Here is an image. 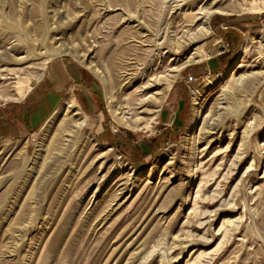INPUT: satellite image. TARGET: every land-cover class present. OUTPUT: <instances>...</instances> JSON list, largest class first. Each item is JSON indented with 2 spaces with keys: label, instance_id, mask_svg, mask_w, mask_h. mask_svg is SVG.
<instances>
[{
  "label": "rangeland",
  "instance_id": "374dc122",
  "mask_svg": "<svg viewBox=\"0 0 264 264\" xmlns=\"http://www.w3.org/2000/svg\"><path fill=\"white\" fill-rule=\"evenodd\" d=\"M0 264H264V0H0Z\"/></svg>",
  "mask_w": 264,
  "mask_h": 264
},
{
  "label": "crops",
  "instance_id": "0c3cea01",
  "mask_svg": "<svg viewBox=\"0 0 264 264\" xmlns=\"http://www.w3.org/2000/svg\"><path fill=\"white\" fill-rule=\"evenodd\" d=\"M89 83V72L76 61L61 59L48 62L43 77L34 84L22 105L21 108L24 107V110H19L16 118L12 120L9 134L14 137L25 136L33 126L41 127L53 114L56 107L55 100H60L62 93L72 92L79 86L88 87ZM47 86H50L48 91ZM27 110H30V113L25 119ZM13 127L16 129L20 127V129L11 131Z\"/></svg>",
  "mask_w": 264,
  "mask_h": 264
},
{
  "label": "bare ground",
  "instance_id": "6f19581e",
  "mask_svg": "<svg viewBox=\"0 0 264 264\" xmlns=\"http://www.w3.org/2000/svg\"><path fill=\"white\" fill-rule=\"evenodd\" d=\"M127 1V0H126ZM131 5V4H130ZM133 6V5H132ZM150 31V30H149ZM151 34V33H150Z\"/></svg>",
  "mask_w": 264,
  "mask_h": 264
}]
</instances>
